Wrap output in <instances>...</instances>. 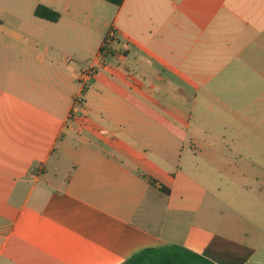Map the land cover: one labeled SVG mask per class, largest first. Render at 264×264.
<instances>
[{
    "label": "crops",
    "instance_id": "0c3cea01",
    "mask_svg": "<svg viewBox=\"0 0 264 264\" xmlns=\"http://www.w3.org/2000/svg\"><path fill=\"white\" fill-rule=\"evenodd\" d=\"M212 112L264 136V0H0V264H123L168 245L264 264L263 237L212 228V190L183 169L212 162L192 132Z\"/></svg>",
    "mask_w": 264,
    "mask_h": 264
},
{
    "label": "rangeland",
    "instance_id": "374dc122",
    "mask_svg": "<svg viewBox=\"0 0 264 264\" xmlns=\"http://www.w3.org/2000/svg\"><path fill=\"white\" fill-rule=\"evenodd\" d=\"M206 122L211 131L194 122L192 132L212 148V162L182 159L183 169L212 190V224L216 225L212 228L218 231L227 223L245 230L249 237H263L264 245V136L255 129L225 126L214 112ZM231 137L236 141L226 143ZM191 166L198 167L197 174L187 169Z\"/></svg>",
    "mask_w": 264,
    "mask_h": 264
},
{
    "label": "trees",
    "instance_id": "16d2710c",
    "mask_svg": "<svg viewBox=\"0 0 264 264\" xmlns=\"http://www.w3.org/2000/svg\"><path fill=\"white\" fill-rule=\"evenodd\" d=\"M115 6H120L124 0H104ZM34 16L51 23L59 20L60 14L55 10L45 6L38 5L34 10ZM100 52L107 51L109 56H113L114 52L104 40ZM87 86V85H86ZM85 89V88H84ZM160 191L166 195L169 190L160 188ZM123 264H216L208 258L192 252L179 245H168L163 248L144 249L127 259Z\"/></svg>",
    "mask_w": 264,
    "mask_h": 264
},
{
    "label": "built area",
    "instance_id": "2783aa9c",
    "mask_svg": "<svg viewBox=\"0 0 264 264\" xmlns=\"http://www.w3.org/2000/svg\"><path fill=\"white\" fill-rule=\"evenodd\" d=\"M114 38H115L114 30L111 29L108 32V34H107V36L105 38V41L109 45V48H110V45L114 42ZM108 56L109 55H108L107 51H102V52L99 51V57H100V59H104V58H106ZM94 72H95L94 69L88 68V69L82 70L79 73L78 81L81 84L82 88L85 87L88 84V82L90 81V79L94 75ZM81 103H82L81 99H78L76 101L75 108L78 109L79 106L81 105ZM74 111H75V113H78V110H74Z\"/></svg>",
    "mask_w": 264,
    "mask_h": 264
}]
</instances>
